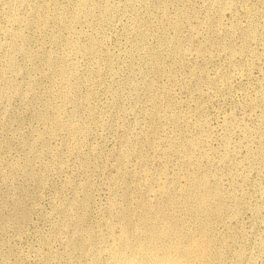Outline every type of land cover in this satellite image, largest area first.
Listing matches in <instances>:
<instances>
[{"label": "rangeland", "instance_id": "1", "mask_svg": "<svg viewBox=\"0 0 264 264\" xmlns=\"http://www.w3.org/2000/svg\"><path fill=\"white\" fill-rule=\"evenodd\" d=\"M264 264V0H0V264Z\"/></svg>", "mask_w": 264, "mask_h": 264}, {"label": "bare ground", "instance_id": "2", "mask_svg": "<svg viewBox=\"0 0 264 264\" xmlns=\"http://www.w3.org/2000/svg\"><path fill=\"white\" fill-rule=\"evenodd\" d=\"M171 264H175V263H171Z\"/></svg>", "mask_w": 264, "mask_h": 264}]
</instances>
